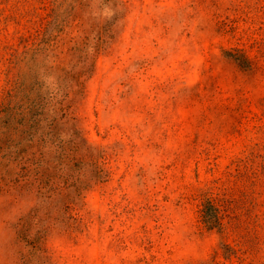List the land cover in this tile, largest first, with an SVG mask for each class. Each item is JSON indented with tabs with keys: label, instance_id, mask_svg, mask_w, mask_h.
<instances>
[{
	"label": "rangeland",
	"instance_id": "1",
	"mask_svg": "<svg viewBox=\"0 0 264 264\" xmlns=\"http://www.w3.org/2000/svg\"><path fill=\"white\" fill-rule=\"evenodd\" d=\"M32 86L0 264H264V0H0V111Z\"/></svg>",
	"mask_w": 264,
	"mask_h": 264
},
{
	"label": "trees",
	"instance_id": "2",
	"mask_svg": "<svg viewBox=\"0 0 264 264\" xmlns=\"http://www.w3.org/2000/svg\"><path fill=\"white\" fill-rule=\"evenodd\" d=\"M25 88V87H24ZM22 89L18 100H9L5 107L0 111V136H4L9 128L12 132L23 135H29L32 131H39L43 126V143L57 144L59 139L53 131V121L49 120L47 107L58 100V93H50L48 98L43 97V102L39 101L38 91L35 86L30 89ZM25 90V91H24ZM34 95V96H33ZM47 124H44L46 123ZM9 150V149H8ZM4 151V146L0 145V153ZM17 154V150L14 152Z\"/></svg>",
	"mask_w": 264,
	"mask_h": 264
}]
</instances>
